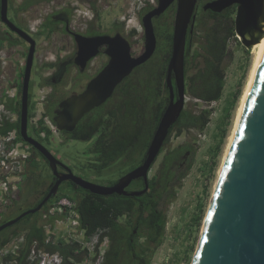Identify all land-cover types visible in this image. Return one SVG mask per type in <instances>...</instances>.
Here are the masks:
<instances>
[{
    "label": "water",
    "instance_id": "water-1",
    "mask_svg": "<svg viewBox=\"0 0 264 264\" xmlns=\"http://www.w3.org/2000/svg\"><path fill=\"white\" fill-rule=\"evenodd\" d=\"M174 0H158L142 17L144 50L134 56L129 40L121 33L84 36L71 32L77 50L74 62L81 69L106 46L108 61L78 93L62 99L54 110L52 121L58 131L74 130L91 110L106 102L118 84L135 68L154 54L157 39L152 18L160 15ZM197 0H177L172 49L166 67L165 83L168 103L151 137L142 161L120 176L113 184L90 181L62 163L38 139L28 134L29 84L36 40L8 17V0H0V20L28 44L21 85L19 132L21 138L38 150L48 161L56 181L45 197L34 207L0 224V231L21 218L41 209L63 180H71L80 188L100 195L139 196L149 189V170L159 155L169 129L177 121L185 104V46L188 26H193ZM236 5L234 31L246 48L261 39L264 33V0H210L204 10L220 13ZM62 165L67 172L60 173ZM143 179V188L128 190L130 183ZM190 264H264V45L254 69L241 114L219 171L199 239Z\"/></svg>",
    "mask_w": 264,
    "mask_h": 264
},
{
    "label": "rangeland",
    "instance_id": "rangeland-1",
    "mask_svg": "<svg viewBox=\"0 0 264 264\" xmlns=\"http://www.w3.org/2000/svg\"><path fill=\"white\" fill-rule=\"evenodd\" d=\"M23 0H8V17L16 25L26 31H31L32 37L36 40V51L34 63L30 78V102L35 104L40 94L45 96L52 88H54L51 97L58 101L64 96H68L73 90L78 91L80 86L74 85L69 80L73 76V70L63 79L61 83L50 81L49 77L53 72V68L48 64H55L61 59H65L74 51V44L66 33L62 30L63 24L59 23L58 16L61 10H72L70 17V28L74 31L81 30L80 19H84L83 23H90L94 19V27L101 31H110L112 24L116 22H124L121 28L122 34L129 40L131 44V53L136 56L144 50L143 26L140 19V10L145 6L155 5L156 0H97L95 10L90 8L87 0H35L27 10L18 11L17 7ZM231 7V6H230ZM236 12V9H235ZM235 12L232 14L234 20ZM205 21L210 23L208 18ZM10 30L0 20V30ZM86 29L83 25L82 31ZM134 31L131 34V31ZM197 36L192 38V49L197 45L200 39L199 30L196 28ZM12 38H19L14 33H9ZM21 39V38H20ZM253 45L246 48L239 38L230 37L227 42L229 56L223 62L224 69V87L222 95L218 100L206 103L202 100L192 98L186 91L185 78V104L184 109L199 113L202 109H209V121L203 129L198 128H182L180 132L174 130L167 142L162 146L159 155L152 164L148 176L151 179L156 175L164 154L176 148L180 144L187 143L191 146L190 153L191 166L185 172L184 176L174 187L175 197L172 201L165 203L166 223L161 234V242L158 246L153 247L149 257V264H190L194 254L203 219L210 203V199L217 181L219 169L222 165L224 154L229 143L231 133L233 131L236 120L237 111L240 105L241 97L246 87L253 63L254 51ZM4 51L5 60L7 62L4 70H2L0 78V95H11L20 97L18 93L19 74L24 68L25 53L27 52V44L19 40L15 45L1 46ZM167 52V48L160 43L157 45L156 51L144 65V69L137 74L157 72V66L153 63L163 61V55ZM171 54V52H170ZM100 57L98 60H101ZM154 65H153V64ZM189 71L191 74L195 69L192 63L191 55L189 56ZM136 70V68L133 70ZM144 77H139L142 83ZM152 83V81H151ZM142 85V84H141ZM143 86V85H142ZM239 91L238 98L232 105L233 97ZM47 97V96H46ZM114 101H110L106 105L109 109ZM44 110V107H42ZM34 111V113H33ZM32 111V116H43V113ZM228 112V113H227ZM49 122L53 124L48 117ZM28 129L35 126L32 119L28 120ZM54 125V124H53ZM42 137H40L41 139ZM46 147L63 162L67 163L78 175L87 177L86 163L93 161L95 158L88 152L89 147L93 148L89 141H81L77 139L67 140L62 134H53L49 137ZM137 157V155L135 156ZM38 163L33 169V179L38 182V186H34L31 192L28 191L27 175L29 163L26 165V177H24L19 186V197L10 204L3 213L2 220L14 215L19 210L33 205L41 195V190L45 187L50 179V172L46 163L39 156L34 157ZM138 158V157H137ZM123 158L117 160L110 166L95 174L94 171L89 175L90 179L103 180L115 179L128 167L122 163ZM95 176V177H94ZM94 177V178H93ZM103 178V179H101ZM21 208V209H20ZM201 213V214H200ZM43 214V213H41ZM201 215L199 223L195 217ZM1 220V221H2ZM34 220L16 222L17 228H20L19 235L24 236L28 230L25 228ZM13 227V228H16ZM10 229V230H13ZM46 234L52 236L53 240L63 239L67 242L76 240L81 243L82 247H87L89 253L85 256L81 264H98L101 260V254L108 246V239H104L99 246V258L92 261L94 256V244L96 237L91 240H84L83 234H76L74 227L71 225V219L58 217L50 219L45 224ZM2 236L0 235V239ZM11 240V241H12ZM10 241V242H11ZM144 237H140L137 244L142 243Z\"/></svg>",
    "mask_w": 264,
    "mask_h": 264
},
{
    "label": "trees",
    "instance_id": "trees-1",
    "mask_svg": "<svg viewBox=\"0 0 264 264\" xmlns=\"http://www.w3.org/2000/svg\"><path fill=\"white\" fill-rule=\"evenodd\" d=\"M33 3H35V0H23L17 10L25 11ZM234 12V6L220 13L209 12L206 15L210 23L206 22L203 17L199 18L196 28H200L198 33L200 39L194 49H192V38L197 36L196 28L192 35L189 34L186 37L184 73L187 80L186 91L192 98L210 103L218 100L222 95L225 78L223 62L229 56L227 42L230 37H235L234 20L232 19ZM133 32L132 30L131 34ZM9 33L7 29L0 30V47L15 45L21 40L20 38H12ZM159 34L160 44H165L167 52L163 55L162 63L153 61L157 66L156 75L146 73L137 74L133 77L135 73H140V70L144 69L145 64L138 66L134 73L126 77L111 95L112 98L109 101H114L113 105L109 109L99 108L87 113L70 135V138L88 141L97 127H104L102 131L104 135L111 134V138L107 142L106 140H98V147L104 151L103 154L86 163V168H90L96 174L121 158H123L122 163L128 165L121 175L136 167L141 162V158L145 154L161 115L166 108L168 89L165 76L170 58L169 48H171L172 35L171 32L160 33V31ZM190 55L195 69L191 74L188 73ZM54 65V62L48 64L49 67ZM22 76L23 70L19 74L18 93L21 89ZM141 76L145 78L142 83L139 81ZM238 95L239 91L233 97L232 105ZM2 97L9 96L4 95ZM5 106L15 112L18 119L15 122H4L3 126L0 127V133L16 129L17 139L24 141L19 132L20 97L16 95L7 98ZM34 106L35 104L32 101L29 102L28 120L31 118ZM44 116H49L52 119L51 110L44 109ZM209 116V109H202L199 113L184 109L169 129L164 144L174 130L180 132L182 128L203 129L209 121ZM31 131L38 137L39 133L44 131L45 137L41 139L44 143H48L51 131L45 125L43 118L39 120L38 127H31ZM188 148V145H179L164 154L156 175L150 179L149 189L142 195L129 196L116 193L100 195L80 188V194L76 199L65 193L54 199L56 201L65 196L75 202L79 223L77 229L81 231L86 241L96 237L92 261H96L100 257L99 246L104 239H108V246L101 254V260L98 264H149L152 248L160 244L161 234L165 227L166 209L164 205L174 199V187L191 166L189 160L186 168L180 171L176 163L177 158L181 154H185ZM105 149H108V151L106 152ZM88 152H93V148L89 147ZM190 153H192V149H190ZM136 155L138 158L135 157ZM28 163L33 167L38 166L34 157L31 161L29 159ZM24 177H26V173ZM106 182L111 185L114 180L109 179ZM132 186L142 187L143 183L134 181ZM35 205L36 202L33 206ZM33 206L26 207L23 211ZM36 214L38 219H36ZM200 214L195 217L197 223L200 221ZM10 217H13V215L3 219L0 224L12 219ZM32 217H34V220L25 227L28 232L24 235V241L17 250L16 264L29 263V254L34 241L37 242L38 248H43L50 253H58L63 264H81L83 262L85 256L89 253L87 247H82L81 243L76 240L69 242L63 239L53 240L52 236L50 238L46 234L45 224L52 218L56 219L57 215H53L48 219L49 216L43 217L41 213H30L18 222L29 220ZM17 223L7 227L4 231H0L2 236L0 249L19 235L21 229L16 227ZM12 228L13 230H10ZM140 237H144V241L137 244ZM10 259V256H5L3 260L8 261Z\"/></svg>",
    "mask_w": 264,
    "mask_h": 264
},
{
    "label": "flooded vegetation",
    "instance_id": "flooded-vegetation-1",
    "mask_svg": "<svg viewBox=\"0 0 264 264\" xmlns=\"http://www.w3.org/2000/svg\"><path fill=\"white\" fill-rule=\"evenodd\" d=\"M89 1V5H90V8L95 10V7H96V1L97 0H87ZM207 1H210V0H197L196 1V6H195V20H194V23H193V26L189 25L188 26V29H187V34H186V37L187 35L189 34H193L194 33V30L196 28V26L198 25V22H199V18H207L208 16L206 15L207 13L209 12H212L210 10H204L203 9V5L207 2ZM158 0H156L155 2V5L157 4ZM154 5H150V7L147 5L145 7H143L141 10H140V19H141V23H142V17L145 13H147ZM235 7L236 9V5H232ZM231 6V7H232ZM176 9H177V0H174L168 7L167 9L162 12L160 15H157V16H154L152 18V23H153V28H154V32H155V35H156V39H157V45L160 43V34H159V31L160 33L161 32H171V35H173V29H174V21H175V14H176ZM71 11L72 10H61L59 12V16H58V21L59 23H62L63 24V31L64 33H66L67 35H69V37H71L72 41H73V44H74V51L71 55H69L68 57H66L65 59H61L60 61H58L52 68H53V72L51 73L49 79L50 81H56L58 83H61L63 81V79L66 77L67 74L70 73L71 70H73V76H71L69 82L73 83L74 85H79L80 88L78 91H72L69 95L73 94V93H78L80 92L82 89L85 88L86 84L104 67V65L107 63L108 61V56L106 55L105 53V48L106 46L103 45L99 48V52L96 56L90 58L87 62H86V65L83 69L80 68V66H78L77 64H75L74 62V57H75V53H76V50H77V46H76V42L74 40V36L72 35L71 32H76L75 30L73 31L69 24H70V17H71ZM84 20V19H83ZM83 20L80 19V26H81V30L77 31L76 33H80V34H83L84 36H97V35H104V34H107V35H115L116 33H121L122 34V31H121V28L123 27L124 25V22H116L115 24H112V29L110 31H101V30H98L94 27L95 25V21L94 19L90 21V23H83ZM4 24V23H3ZM85 24V27L86 29H83V25ZM5 25V24H4ZM6 26V25H5ZM18 26V25H17ZM7 27V26H6ZM11 33H14L12 31H10ZM29 32V31H27ZM31 33V32H30ZM15 35H17L16 33H14ZM123 35V34H122ZM18 36V35H17ZM19 37V36H18ZM144 37V35H143ZM20 38V37H19ZM21 40L27 44V47H29V44L23 40L21 38ZM157 45H156V48H157ZM167 46V45H166ZM170 49V52H171V49H172V40H171V48ZM28 51V49H27ZM156 51V50H155ZM155 53V52H154ZM27 54V52L25 53V55ZM100 57H103L101 60H98ZM26 58V56H25ZM151 59V58H150ZM25 65V63L23 64ZM24 70V68H23ZM133 73V72H132ZM22 79H23V76L21 78V85H22ZM18 85V83H17ZM119 85V84H118ZM117 85V86H118ZM117 88V87H116ZM53 91H54V88H52L50 90V92H48L45 96H43V104L42 106L44 107V109L48 108L51 110V113H52V116L54 115V110L58 108V104L59 102L64 99L65 97L67 96H64L62 97L61 99H59L58 101H55L52 96L53 94ZM20 92H21V89H20ZM30 94V92H29ZM68 95V96H69ZM47 96V97H46ZM20 98H21V93H20ZM30 98V97H29ZM112 97H110L106 102H104L102 105L94 108L93 110L91 111H94L96 109H99V108H106V105L107 103H109L110 99ZM31 99V98H30ZM103 110V111H104ZM184 110V109H183ZM182 110V111H183ZM90 111V112H91ZM49 117V116H47ZM97 117V116H96ZM50 118V117H49ZM98 118V117H97ZM51 119V118H50ZM82 120V119H81ZM80 120V121H81ZM52 121V119H51ZM79 121V122H80ZM53 122V121H52ZM78 122V123H79ZM78 125V124H77ZM76 125V127H77ZM76 127L74 128V130L76 129ZM68 132V131H58V134H62L64 137L67 138V140H73V138H70V135L72 134V132ZM104 130V127H97L95 132L93 133L92 137L88 140L89 143L91 144V146L93 147V152H91V155L94 157V158H98L99 156H101L103 154V150L101 148L98 147V140L101 139L102 141L106 140V142L111 138V134L108 133V134H105L102 133V131ZM110 130V129H108ZM28 134L36 139H38L43 145H45V143L43 142L42 139H40V135L39 137L36 136V134H34L31 130L29 131L28 129ZM51 136V135H50ZM49 136V137H50ZM45 137V135H44ZM43 138V137H42ZM180 145H188V149L186 150V153L185 154H181L178 158H177V168L181 170H184L190 160V149H191V146L187 143H183V144H180ZM46 146V145H45ZM178 147V146H177ZM105 151L107 152L108 149H105ZM30 161L32 160L33 157H36V156H39L40 158H42V160L46 163V166L51 174L50 176V179L47 181L45 187L41 190V195H40V198L36 201V205L45 197V195L49 192V190L51 189L52 185L54 184V182L56 181V177H54V175L52 174V171L49 167V163L48 161L44 158V156H42V154L36 150L32 145H30ZM41 154V155H40ZM56 156V155H55ZM145 154L142 156L141 158V161L142 159L144 158ZM58 159L59 157L56 156ZM62 163H64L66 166H68L72 171L73 169L65 162H63L61 159H59ZM32 165L30 164L29 165V168H28V175H27V186H28V191L31 192L33 190V187L34 186H38V182L34 181L33 179V169H32ZM89 170L88 173H86V176L87 177H83L85 179H88L90 181H93V182H96V183H100V184H104V185H109L107 184V182H104L103 180L101 181H98L97 179H90L89 175H93L91 172L93 170H91L90 168H86ZM57 170L60 172V173H65L67 172V169L62 166V165H58L57 166ZM95 172V171H94ZM74 174L78 175L76 172L73 171ZM177 173V172H175ZM96 174V172H95ZM122 176V175H119V177ZM95 177V176H94ZM93 177V178H94ZM115 178L113 179L114 182L119 178ZM137 182V183H143V179L142 178H138V179H135L133 180L130 185L128 186V190H137V189H141L143 188L142 187H133L132 186V183L133 182ZM149 183H150V178H149ZM62 193H65L67 195H70V196H73L75 199L79 196L80 194V187L77 186L76 184H74L71 180H63L59 185H58V188L56 190V192L54 194H52V196H50V198L43 204V206L41 207L40 210H38L37 212L35 213H44L45 211L49 210L51 208V205L53 204V201L56 197H58L59 195H61ZM35 204V203H34ZM35 205V206H36ZM33 206V205H31ZM34 207V206H33ZM21 209V208H20ZM21 212H23V210H20L18 211V213H16V215H13L14 216H17L18 214H20ZM34 213V214H35ZM37 215V214H36ZM13 217H10V218H13ZM38 219V215L36 216ZM51 217H53V215H50L48 217V219H50ZM6 229V228H5ZM1 231H4L1 230Z\"/></svg>",
    "mask_w": 264,
    "mask_h": 264
},
{
    "label": "built area",
    "instance_id": "built-area-1",
    "mask_svg": "<svg viewBox=\"0 0 264 264\" xmlns=\"http://www.w3.org/2000/svg\"><path fill=\"white\" fill-rule=\"evenodd\" d=\"M33 31L32 29H30ZM29 31V33L31 32ZM7 62L5 60L4 51L0 47V78L1 72L4 70ZM2 97L0 95V127L3 126L4 122H15L18 119V115L6 108L5 101L7 98L13 96ZM43 95L40 94L38 101L35 102V112L43 113ZM34 113V111H33ZM43 118L45 125L50 129L51 135L58 134V130L55 125L49 122L47 116L34 115L30 119L33 120L35 126L38 127L39 120ZM40 137H44L45 132L39 133ZM30 144L25 141L17 139L16 129H11L5 133H0V222L2 220L3 213L6 208L12 204L15 199L19 197V186L22 179L25 176L26 165L30 159ZM50 215H57L65 219H71V225L74 227L76 234L80 231L77 229L78 226V215L75 210V202L68 197H60L53 202L51 208L43 213V217ZM24 241V236H20L15 240H12L4 247L0 249V264H16L17 250L20 244ZM5 256H10L11 259L4 261ZM63 264L62 258L58 253H50L43 248L37 247V242L31 246L29 254L28 264Z\"/></svg>",
    "mask_w": 264,
    "mask_h": 264
},
{
    "label": "bare ground",
    "instance_id": "bare-ground-1",
    "mask_svg": "<svg viewBox=\"0 0 264 264\" xmlns=\"http://www.w3.org/2000/svg\"><path fill=\"white\" fill-rule=\"evenodd\" d=\"M261 35V39L253 44V51H254V54H255V57H254V63H253V66H252V69H251V72H250V75H249V78H248V81H247V84H246V87L244 89V92L242 94V97H241V101H240V105H239V108H238V111H237V115H236V120H235V123H234V127H233V131L231 133V136H230V139H229V143L227 144V148H226V151H225V154H224V158H223V161L226 157V154H227V151H228V148H229V145H230V142L232 140V137H233V134H234V131H235V128H236V125L238 123V120H239V117H240V114H241V110H242V107H243V103H244V100H245V97H246V94H247V90H248V87H249V84H250V81H251V78H252V75H253V72H254V69L256 67V64H257V61L259 59V56H260V53H261V50L263 48V45H264V33L260 34ZM223 163V162H222ZM222 167V165H221ZM220 167V169H221ZM219 169V171H220ZM217 182V181H216ZM216 185V184H215ZM215 187V186H214ZM211 200V199H210Z\"/></svg>",
    "mask_w": 264,
    "mask_h": 264
}]
</instances>
